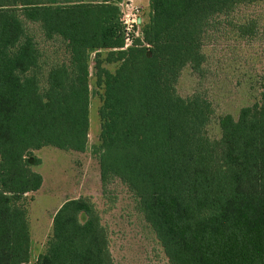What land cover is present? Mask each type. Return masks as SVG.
I'll list each match as a JSON object with an SVG mask.
<instances>
[{"label": "trees", "instance_id": "trees-1", "mask_svg": "<svg viewBox=\"0 0 264 264\" xmlns=\"http://www.w3.org/2000/svg\"><path fill=\"white\" fill-rule=\"evenodd\" d=\"M113 1L0 0V264L29 258L26 199L42 185L34 152L86 148L90 53L102 91V185L116 179L133 194L170 264H264L262 104L221 116L211 140L206 95L177 92L185 68L202 74L211 20L262 0H149L142 41L127 48ZM28 23L60 40L61 60L46 61ZM36 264H113L88 200L55 212Z\"/></svg>", "mask_w": 264, "mask_h": 264}, {"label": "rangeland", "instance_id": "rangeland-1", "mask_svg": "<svg viewBox=\"0 0 264 264\" xmlns=\"http://www.w3.org/2000/svg\"><path fill=\"white\" fill-rule=\"evenodd\" d=\"M149 0H114L125 25V47L142 41V28L148 22ZM27 33L43 52L46 61L63 58L59 39L47 41L37 24H26ZM127 28V30H126ZM126 39L128 41H126ZM206 62L200 76L185 68L177 92L187 98L200 90L210 101L213 115L207 126L211 140L221 137L219 118L259 103L264 112V0L239 4L228 15L211 20L203 41ZM59 55L55 57V53ZM116 66H107L111 72ZM102 91L96 87L94 54H89V130L83 152L45 147L34 152L40 163L32 169L40 174V189L27 196L30 251L24 264H36L51 236L52 217L71 199L88 200L95 208L108 235L113 264H170L151 227L145 222L136 198L113 179L100 180V120L98 109Z\"/></svg>", "mask_w": 264, "mask_h": 264}, {"label": "built area", "instance_id": "built-area-1", "mask_svg": "<svg viewBox=\"0 0 264 264\" xmlns=\"http://www.w3.org/2000/svg\"><path fill=\"white\" fill-rule=\"evenodd\" d=\"M126 30H127V28H126ZM125 35H127V34H125ZM126 41H128V40L126 39Z\"/></svg>", "mask_w": 264, "mask_h": 264}]
</instances>
